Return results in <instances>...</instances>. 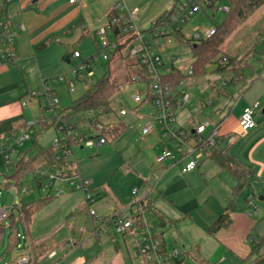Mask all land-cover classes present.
Listing matches in <instances>:
<instances>
[{"label":"crops","instance_id":"1","mask_svg":"<svg viewBox=\"0 0 264 264\" xmlns=\"http://www.w3.org/2000/svg\"><path fill=\"white\" fill-rule=\"evenodd\" d=\"M116 1L118 0H84L69 4L68 0H0V8L11 23L14 48L17 54V58L12 64L0 65V139L9 133L22 130L27 123H33L31 139L38 136L37 142L41 146L39 141L43 135L52 128L56 129L55 126L44 130L43 124L51 116L45 114L46 109L40 101L32 100L27 105L24 102L31 91L39 90L42 87L44 81L68 72L69 67L67 65L73 61V51H80L82 56H90L95 52L98 41L97 30L103 26V19H107V15ZM170 2L171 0H163L161 3L159 1L154 3L153 0H150V3L148 5L146 3L147 6L145 5L143 8L129 5L131 10H128L135 12L137 22H143L147 19L150 25L152 19L165 11ZM146 14L149 16L145 18ZM262 43H264V39H262ZM249 51L246 52L247 54H243V56L247 55L245 59L247 66L241 71V75L238 76L233 71H226L225 73L229 77L227 83L225 82L224 85L221 82L216 84V92L213 95L215 100L210 98L211 103L206 104L200 110L202 115L205 113V120L211 123L208 130L214 126L218 129L219 150L225 148L231 157L248 170V185L241 190V192H245L244 198L237 199L239 193L234 195L235 178L221 169L213 160L204 159L194 171L182 173L183 162L176 164H170L168 161L163 164L155 163V157L160 152L157 150L152 157V163L159 168L148 174V183H150L151 177L155 183L153 186L147 184L146 192L134 200L135 202L142 199L150 206L152 212L149 217L152 216L157 219L160 230L176 223L175 227L178 228H175V231L179 235V243L183 248H185L184 241L189 240L183 236L179 228L181 224L183 229H189L193 233L197 229L204 231L210 240H213V246L210 249L217 252L222 248L221 251L225 255H231L234 258L233 264H238L235 263L236 258L248 257L249 242L256 240L251 234L255 222L250 217L248 203L251 197L249 195L257 194L258 199L259 197L264 198V44H262L260 52L253 48ZM227 85L231 88L229 92L225 90ZM56 86L54 84L55 94L58 97ZM255 102L259 103L257 108L259 112L254 118L256 127L250 131L242 132L238 126L239 116L244 107ZM59 103H61V99H59ZM60 106L63 105L60 104ZM139 106L149 105L142 104ZM208 106L211 107L208 108ZM183 109H186V105ZM191 114L192 112L189 115L184 114V112L179 113L177 122L181 125L186 124L190 118H194ZM194 119L200 122L196 118ZM118 123L113 126L118 125ZM121 124L125 126L123 131L125 132L127 125L124 121ZM149 135L156 136L157 140L159 138L156 131H152ZM228 138H232V143L226 148ZM31 139L28 141V147L25 149L23 147L22 150L32 149ZM106 143L91 149L99 150ZM148 146L153 148L152 145L148 144ZM79 149L81 148L79 147ZM34 152L36 149L30 154L32 155ZM77 166L81 175L90 181L89 178L93 177L91 162L77 155ZM90 182L93 191V187L98 186V183ZM200 186H203V189H200ZM57 187L63 191L58 196V198H62L51 209H47L46 214H51V216L45 218L44 215L48 221H42L43 228L54 225L56 219H60L63 212L66 211L62 216L64 218L67 213L74 211L81 205V202L77 204L80 201L79 196L77 199L71 196L72 193H77L65 191L66 189H73L59 184ZM50 194L52 195V191ZM93 194L95 195L94 207L101 212L104 207L102 203L106 202L108 197H102L100 191H93ZM260 201L264 202V199ZM109 202L111 206L114 203L111 200ZM46 204L32 217L38 216V213L50 203ZM229 204H231L230 226L213 236L209 235L207 233L208 228ZM126 205L114 210V212H119L110 218L118 215ZM53 211L54 213H52ZM148 220L150 222L149 218ZM77 221L81 220L78 218L76 223H78ZM185 222H189V224ZM29 224L27 238L30 234ZM74 225L76 226V224ZM24 228L26 229L25 225ZM76 229L75 233L78 234L79 230ZM68 230L67 228L68 238L64 244H58L52 237L49 240L51 243L48 250H46V246L44 247V241L41 240L32 243L33 252L38 257L43 253L42 250H46V258L54 259L66 249H74L78 245L75 244L73 238L69 237ZM129 236L133 238L131 235ZM154 236L158 242H162L166 253L167 237L163 236L162 232L155 233ZM158 237L160 240L157 239ZM193 246L198 254L202 252L199 243ZM19 252L22 254L20 249ZM53 252L55 254L51 255ZM185 254L188 255L187 252H184ZM189 255L191 256V254ZM183 257L176 264H182ZM76 260L80 261V264H85L87 261L84 256H79ZM168 260L176 261V258L167 259L165 262ZM206 261L203 260V262Z\"/></svg>","mask_w":264,"mask_h":264},{"label":"rangeland","instance_id":"2","mask_svg":"<svg viewBox=\"0 0 264 264\" xmlns=\"http://www.w3.org/2000/svg\"><path fill=\"white\" fill-rule=\"evenodd\" d=\"M153 1L154 3L156 1L161 3L163 0ZM174 1L175 0H171L167 9L171 8ZM181 1L183 0H176L175 4H179ZM122 2L127 9L131 10L129 5L143 8L146 3L147 5L150 3V0H122ZM137 3L139 5H136ZM220 4L222 6L227 5L225 0H222ZM146 16H149V14H146L144 17L146 18ZM225 18L226 13L217 12L212 8L203 7V9H200L188 19L183 27V32L185 34L203 32L211 27H219L224 22ZM145 20L143 22H137L135 19L136 25L141 30L149 27V21L147 19ZM105 23L106 20L104 18L102 24L104 25ZM262 39H264V5L259 7L244 22H242L234 32L226 37L224 42L221 44V52L215 59L217 60L223 56H230L232 58L235 56L241 57L252 48L257 52H260L262 44H264L262 43ZM165 50L164 61L168 64H172L175 68L179 69L183 75H185L184 88L190 94V100L186 104V109H182V112L180 111L179 113L184 112V114L189 115L192 112L191 116H194V118L198 121L203 122L206 119V116L205 113L202 115L200 110L206 106L207 100L210 98L215 100L213 95L216 92V84L218 85L220 82L227 83L229 78L228 74L225 72H217L216 64H210L207 65L208 69H206V74L203 77L192 78L191 76H187V70L193 62V55L190 47L174 41L172 42V45ZM124 60L125 59H119L111 66V78L121 84V92L119 96L112 101L111 106L113 112L107 117H102V122L105 125H114L118 122L121 123L124 121L127 125L126 131L117 138L107 136L106 145L99 150L84 147L81 149H79V147L75 148L76 159L78 155V157H84V159L91 162L93 177L89 179L93 183H98V186L93 187V191H100L102 193V197H108L106 198V202L102 203L104 207L101 212L94 207L93 203L90 205V208L101 215L104 219H109L113 214L119 212H114V210L120 209L123 205L132 204L140 194H144L146 192L147 184H151L153 186L155 182L152 177L150 178V183H148V174L157 170L159 166L152 163V157H154V152L157 150L161 151V148L165 143L160 141V138L157 140V137L153 135H146L142 139L139 138L140 135L138 133H140L141 125L147 119L149 120L154 116V109L151 106L140 107L132 102L131 95L139 86L129 84L126 81V71L123 66ZM105 63L106 61L98 60L92 66L93 76L86 77L83 75L88 87L93 85L104 74L106 66ZM75 64V61H72L67 66L70 69V67ZM64 74L69 76V70ZM56 85V92L58 94V98L61 99L60 104L63 105L62 107L68 106L73 100L79 98L85 91L79 82H75V89L73 92L68 91L66 85L64 84L56 83ZM229 87V85L225 86V90L227 92L231 89ZM210 107L211 106H208V108ZM122 109L128 112L127 116L123 117L119 115V112ZM258 112L259 109L254 110L253 118L256 117ZM46 113L48 116H51L50 111L46 110L45 114ZM211 118L212 117H210V119ZM92 135L95 136L96 131H92ZM57 136H60V133L56 129L52 128L43 135L39 144L44 147H49L51 141ZM27 144H29V142L26 143L24 149L28 147ZM148 144L152 145L153 148L151 146L147 147ZM3 168L4 163L2 158H0V208L4 207L9 209L15 203L20 206L23 203L36 202L38 199L46 198V195L38 189H34L32 193L25 195L19 194V189L15 186L7 188L5 186L6 180L1 174ZM59 185L66 187L63 183ZM23 187H29L30 189L35 188L31 184V177L26 178ZM200 187V189H203V186ZM133 188L138 190L137 195L133 196L131 194ZM54 191L55 187L52 189V193ZM65 191L77 193L78 195L72 193L71 196L76 197V199L79 196L78 198L80 201L77 204H80L81 202V205L74 211L67 213L64 218L62 216H64L66 211L63 212L62 215H60L61 218L56 219L54 225L43 228L41 225L42 221H48L45 218L51 216V214H46L48 211L47 209H51V207L56 205V203L62 198L55 197L54 195L51 196V200L47 203L50 204L46 206V208L42 209L38 213V216L35 215L32 217L29 224L30 234L28 239L31 243H37L41 240L44 241L43 244L44 247H47L46 250H48L50 246L51 242L49 240H51L50 238L52 237L58 244H64L68 238L66 232V222L71 219L72 222H74L73 224H76V226L74 225L73 229L68 230L69 237L73 238L75 244L78 246L71 250L66 249L54 259H47L46 250H42L43 253L37 257L38 264H71L72 261L74 262V260H76L79 256H84L87 259L85 264H148L141 257V255L138 254L135 247V241L128 234H117L113 231L111 226H109L108 229L100 228L96 235L92 234V223L88 216L83 194L77 190L66 189ZM244 193L243 191L240 192L237 199H243V195H245ZM249 197H251L250 201L254 203L253 206H249V211L251 213L250 217L255 222L253 228L251 229V234L256 238L255 241H257V239L264 236V202H261L258 199L257 194L253 196L250 194ZM110 200L114 202L112 206L110 205ZM52 213H54V211ZM18 216V210L17 208H14L13 217L10 216L3 223L4 234L0 240V264H12L15 259L21 255L19 249L17 248L6 250L9 242L8 235L11 231V218L16 221L15 230L17 234L20 235V237L24 235V224ZM149 216L150 215H148V218L150 219V223L152 225L153 235H155V233L162 232L163 236L167 237L166 241L168 252L166 251L165 254L170 256V253L174 248L182 253L180 256L176 257V261L168 260L165 264H176V262L183 257L184 252H187L188 255H184L182 264H233L232 260L234 258L231 255H225L224 252L221 251L222 248H220L217 252L210 249L213 246V240H210L209 236L204 231L197 229V231L193 233L189 231V229H183L181 224L179 228L181 229L183 236L189 240L184 241L185 249L179 243V235L175 231V228H178L177 226L175 227L176 223L160 230L157 219ZM78 218L81 221H77L78 223H76ZM185 223L189 224V222ZM76 228H78V230L83 228L84 231H79V233L76 234ZM157 239L160 240L159 237ZM21 243L22 238L20 239V244ZM160 243L162 244L161 241ZM197 243H199V246L202 247V252L199 254L193 248V245ZM253 245V243L249 242V251L247 253L248 257H245L244 259L236 258L235 263H252L255 257V254L252 253ZM217 246L219 245L217 244ZM259 253H264V245L260 246ZM189 254H191V256ZM203 260L207 261L203 262Z\"/></svg>","mask_w":264,"mask_h":264},{"label":"built area","instance_id":"3","mask_svg":"<svg viewBox=\"0 0 264 264\" xmlns=\"http://www.w3.org/2000/svg\"><path fill=\"white\" fill-rule=\"evenodd\" d=\"M84 0H68L69 4L82 2ZM209 0H183L175 4L173 11L157 25H153L141 30L135 21V12L129 11L122 0L116 1L107 15L106 23L97 30V48L95 52L84 57L80 51H73L72 60L75 65L69 69V76L62 74L48 81H44L39 90L31 91L24 104H29L32 100L40 101L47 111L51 112V117L57 118V112L61 106L55 94L54 84L66 85L68 91L73 92L75 82H79L86 90L88 86L83 78L93 76L92 66L98 60L107 61L111 54L122 51L126 59V77L129 84L139 87L131 95V100L136 105L148 104L154 109V116L146 120L140 129V138H144L152 131H156L164 148L155 157V163L163 164L168 161L170 164L183 162L182 173L194 171L206 158L205 150L217 148L219 143V132L217 127L208 128L211 123L208 120L197 122L190 118L186 124L177 123L178 113L190 100V94L184 88V80L172 86L164 83L163 78L170 74L172 64L164 61L166 48L177 41L176 35H183L185 40L198 42L209 39L215 34V27L208 28L203 32H192L185 34L183 27L188 19L200 9L206 8ZM215 11L228 12L227 6L216 4ZM17 54L14 48V34L11 29L10 20L3 14L0 8V65L12 64L15 62ZM226 57H220L218 64H225ZM177 69V68H176ZM179 70V69H178ZM187 76H192V65L187 70ZM225 83H222L224 85ZM207 100L206 104H210ZM259 106L258 102L247 105L243 108L238 126L240 131L247 132L256 127L253 112ZM100 113V112H99ZM127 111L120 110L119 115L125 116ZM33 123H27L22 130L9 133L0 139V158L7 164L11 158L17 155L24 145L30 141L33 133ZM113 124H103L95 118L85 121L77 126L72 123L63 122L58 119L56 130L60 136L55 137L49 144V151L54 153L55 160L63 164L54 169H41L35 175L29 174L31 184L35 187H21L19 194L28 195L34 189H38L46 196H60L63 191L58 188V184H65L73 190L80 191L85 200L88 216L92 223L93 232L96 235L100 228L108 229L112 227L117 234L131 235L135 241L136 251L148 264H165L167 259H173L182 253L176 248L172 250L170 256L165 254L161 243L155 239L152 233V225L147 219L151 210L146 206L144 200H137L126 206L118 215L104 219L101 215L90 208L94 202L90 181L83 177L78 170L77 159L75 158V148L98 147L106 143V138L102 136L103 131ZM96 131V135H92ZM232 143V138H228L226 148ZM225 152V148L222 150ZM38 185L39 188H38ZM55 187V191L50 194ZM138 190L133 189L131 194L137 195ZM249 206L253 203L249 201ZM17 208L20 213V206L16 203L9 209L0 208V225L13 214V209ZM255 210V209H254ZM66 227L70 230L74 228L71 219L67 220ZM83 232L84 229H79ZM22 243L17 246L22 254L15 259L12 264H34V253L32 243L24 236ZM53 252L51 255H54ZM71 264H80L75 260Z\"/></svg>","mask_w":264,"mask_h":264},{"label":"trees","instance_id":"4","mask_svg":"<svg viewBox=\"0 0 264 264\" xmlns=\"http://www.w3.org/2000/svg\"><path fill=\"white\" fill-rule=\"evenodd\" d=\"M222 0H209L207 8H212L214 10L216 4H220ZM228 6V12L226 13V18L224 22L219 26L215 27V34L209 38L200 40L198 42H190L185 40L183 35L177 34V42L190 47L191 53L193 55L192 62V78H200L206 74L207 65L216 64L217 72L233 71L236 75H241V71L247 66L245 59L247 55L242 57H230L227 56V62L223 65L218 64L216 56L221 52V44L224 42L226 37H228L236 28L244 22L251 14H253L259 7L264 5V0H225ZM174 1L171 8L163 11L158 17L150 22L149 27L157 25L163 19H166L175 6ZM109 14V13H108ZM251 52V51H249ZM248 53V52H247ZM246 53V54H247ZM119 59H125L123 57L122 51H118L115 54H111L109 59L106 61L104 74L90 87H88L84 93L73 100L68 106L61 107L57 112L56 117H50L44 122V130L50 127H55L58 123V119L63 120V122L72 123L76 128L79 124L84 123L92 118L98 121L102 117L109 116L112 112V101L119 96L121 92V84L114 81L111 76V66L117 62ZM127 65L126 59L124 60V68ZM127 79V77H126ZM185 79V75L176 69L171 68L170 74L163 78V82L170 83L175 86L181 80ZM128 83L129 81L126 80ZM100 112V113H99ZM125 126L118 123L116 126L107 127L103 131L102 136L107 138V136H112L117 138L124 131ZM40 136V135H39ZM38 136L31 139L32 149L22 150L17 155H15L11 160L4 164L2 170V176L5 178V186L7 188L15 186L20 189L28 175H35L41 169H54L60 167L63 163L55 160V155L48 148H44L38 145ZM34 149L32 155L30 154ZM205 159L213 160L221 169L227 171L236 180V186L234 188V195L241 192L248 185L249 172L246 170L239 162H237L233 157H231L226 151L223 152L217 148H208L205 150ZM40 185H38L39 188ZM51 198L46 196V198L38 199L36 202L23 203L20 205V213L18 212L19 219L26 226L24 237L27 236L28 224L31 221L32 216L37 212L42 206H44ZM145 203V202H144ZM146 206L150 209L147 203ZM151 210V209H150ZM231 204H229L224 212L220 214L213 224L208 228L207 233L209 235H215L220 230L226 229L231 224ZM152 212V211H151ZM13 217V214L11 215ZM16 221L11 218L10 228L11 231L8 235V247L6 250L17 248L20 244V239L17 237V232L15 230ZM4 234V226L0 225V240ZM254 245L252 247V253L255 254L253 262L250 264H264V253H259V248L264 245V236L257 239V241L252 240ZM163 251L164 247L161 244ZM34 253V252H33ZM165 253V251H164ZM34 264L37 263V255L34 253Z\"/></svg>","mask_w":264,"mask_h":264},{"label":"water","instance_id":"5","mask_svg":"<svg viewBox=\"0 0 264 264\" xmlns=\"http://www.w3.org/2000/svg\"><path fill=\"white\" fill-rule=\"evenodd\" d=\"M261 199H264V198H262V197H259V200H261Z\"/></svg>","mask_w":264,"mask_h":264}]
</instances>
